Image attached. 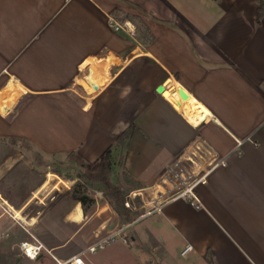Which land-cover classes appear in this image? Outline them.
<instances>
[{"label": "crops", "instance_id": "crops-1", "mask_svg": "<svg viewBox=\"0 0 264 264\" xmlns=\"http://www.w3.org/2000/svg\"><path fill=\"white\" fill-rule=\"evenodd\" d=\"M112 20L130 23L134 35L115 32ZM167 82L168 95L158 94ZM263 122L264 0H0V194L29 211L14 214L36 226L47 248L38 261L58 264L120 225L116 212L94 223L107 211L101 204L83 214L76 200L59 214L73 184L41 204L33 197L46 191L47 157L62 142L54 138L65 128L72 145L61 152L94 162L133 124L126 168L143 196L153 197L167 168L192 150L225 164L196 187L200 208L167 201L133 222L148 223L132 239L147 251L161 248L157 264H178L175 252L193 264H264ZM137 134L142 152L133 145ZM11 137L46 159L39 157L46 169L19 206L4 185ZM140 202L144 212L151 207ZM74 240L80 249L61 260L55 252ZM16 253L17 263L35 261Z\"/></svg>", "mask_w": 264, "mask_h": 264}, {"label": "rangeland", "instance_id": "rangeland-1", "mask_svg": "<svg viewBox=\"0 0 264 264\" xmlns=\"http://www.w3.org/2000/svg\"><path fill=\"white\" fill-rule=\"evenodd\" d=\"M138 36H140L139 33ZM65 130L66 129L64 128L63 133L59 137L57 136L54 138L55 141L62 140V142L54 144L55 148L60 149L58 150L59 153L47 157V161L50 162V166L54 171L68 175L69 177L71 176L74 179L73 185H75L79 182L80 170L74 164L71 166L68 165V151L61 152L64 150V148H70L72 145L69 140H66L67 136L65 134ZM143 144L144 143L142 135L137 134L136 140H134L133 144L135 150L142 152ZM144 145H146V143ZM5 149L7 159L11 160V158H13V160H11L13 161V165L9 174L7 175V179L4 185L7 191L9 190L12 195V197H10L11 201L19 206L24 200H26L27 195L29 194V189L40 180V178L42 177V173L46 169V166L38 161V159H40L42 156L36 152L35 147L31 144H27L21 141L14 143L8 139L5 144ZM112 149L115 162L112 180L120 187L122 193L124 194L125 202L132 191L134 192L137 191V189L143 188L139 185V181L136 180V177L131 175L129 170L126 168V158L129 154L130 147L128 149H125V146H123L122 144H117L115 142L112 145ZM145 154L147 153L145 152ZM41 159L46 160L45 156H43ZM84 193L89 203L87 207L81 209L83 214L87 213L88 211H91L90 214H92L93 211H95L96 208L100 206V204L101 206L99 209H101L102 211L107 208V211L103 212L101 217H98L94 221L95 224L98 223L100 218L105 217L104 219H106L110 215L115 216L114 212L118 214L113 200L109 196H105L103 194V191L96 190L92 187H87L85 188ZM88 195L93 196L100 203H96V201L90 199ZM71 197L72 193L66 194L60 200L62 201L61 204L63 203V211L61 210V213L59 214L63 215V213L69 211L72 206L75 205V203L78 204L79 200H75V202H72ZM108 205H110L111 209ZM140 206L141 202L140 200H137L132 209H130L132 215L135 217L133 222H135L139 216L144 215L143 213H145L143 209L139 208ZM18 208L19 207H16V209ZM118 219L121 225H119L118 230H120L125 226V223L123 222V219L119 214ZM1 222L2 227L0 228V231L6 233V235L2 239H0V264H22L20 262H16V258L18 257V253H16V251L18 252L17 245L19 241L27 236V232L24 227H22V225L15 221L2 218ZM111 222L113 223L114 221L112 220ZM147 223L148 222L146 221L137 222L135 225H132L124 232L115 234L114 238L108 241L104 245L103 249H99L96 253H87L82 258L87 264H157V262L163 257L161 248L147 251L146 247L142 246L140 243H137V241H134L131 237V233L133 234L134 231H144V227L147 225ZM59 226L60 228H62L61 224H59ZM64 227L67 228L65 224ZM35 229L36 226L31 229V232L35 231ZM78 249H80L79 245L77 241L74 240L62 250L55 252V254L61 260H63L66 257L77 253ZM146 251L148 253H152V255H148ZM43 254L47 256L45 253ZM174 259H176V262L178 264L194 263L189 261L188 257H181L179 255V252H175ZM22 262H24V264H55V262L48 256L42 261L35 260L34 262H30L27 260H22Z\"/></svg>", "mask_w": 264, "mask_h": 264}, {"label": "built area", "instance_id": "built-area-1", "mask_svg": "<svg viewBox=\"0 0 264 264\" xmlns=\"http://www.w3.org/2000/svg\"><path fill=\"white\" fill-rule=\"evenodd\" d=\"M130 23H125L121 25L116 21L112 20L111 28L115 32H125L128 35H134V31L130 28ZM264 126V122L262 123ZM240 144V142H239ZM192 153L188 154L187 158H183L179 161L174 162L170 167L167 168L162 179V182L155 187V193L153 197L143 196V193L132 192L124 202V206L127 209H132L137 200H146L148 205L151 206L146 210L144 215L152 214L158 211L163 203L173 200V199H184L187 200L190 204L196 206L197 208L201 207V202L196 193V187L206 181L207 175L211 170L215 169L218 166L225 164V157H218L217 155L208 153L207 156L198 155L197 152L191 151ZM196 158L198 163L201 165L199 172L194 166L192 160ZM192 159V160H191ZM198 176V177H197ZM74 179L68 175L59 173L54 170H49L46 174V191H38L33 194V197L38 200L41 204L44 202L51 193L58 194L59 192L68 191L71 189V184H73ZM43 191V192H42ZM49 191V192H47ZM143 207L140 206L141 209ZM137 208V207H136ZM138 208V209H139ZM14 210H17L21 213H27V209L18 208L9 203V201L0 194V228L2 227V218H6L12 221H15L22 225L29 235L30 239L23 240L18 244V249L22 256L30 259L36 260L43 251H47L45 245L40 242L31 232L32 228L26 227L24 224L16 218ZM133 223L127 224L122 227L120 230L118 228L111 231H107L105 234L99 236L95 241L88 244L81 253L74 255L67 260L59 261L58 264H87L82 258L87 253H96L99 249H103L104 245L114 238V235L117 233H122ZM6 233L0 231V239H2ZM126 242V240H125ZM191 245H187L183 250L182 255H185L187 252L192 250Z\"/></svg>", "mask_w": 264, "mask_h": 264}, {"label": "trees", "instance_id": "trees-1", "mask_svg": "<svg viewBox=\"0 0 264 264\" xmlns=\"http://www.w3.org/2000/svg\"><path fill=\"white\" fill-rule=\"evenodd\" d=\"M134 130L135 126L133 124L130 125L117 137L116 143L122 144L125 146V149H128ZM8 139L14 143L22 141L14 137ZM67 161L69 162V166L74 164L80 170L79 182L72 189V197L74 200H79L83 207H87L88 202L84 193L85 188L92 187L96 190L103 191L105 196H109L113 200L123 222L125 224L133 222L135 217L132 215L130 209L124 206V194L120 187L112 180L115 167L112 146L108 147L94 162L86 160L75 150L69 152Z\"/></svg>", "mask_w": 264, "mask_h": 264}, {"label": "water", "instance_id": "water-1", "mask_svg": "<svg viewBox=\"0 0 264 264\" xmlns=\"http://www.w3.org/2000/svg\"><path fill=\"white\" fill-rule=\"evenodd\" d=\"M164 91H165V84H161V85H159V86L157 87V89H156V92H157L158 94H160V95H163V94H164ZM180 93H181V96H182L183 98H185V97L187 96V94H186L183 90H181Z\"/></svg>", "mask_w": 264, "mask_h": 264}, {"label": "bare ground", "instance_id": "bare-ground-1", "mask_svg": "<svg viewBox=\"0 0 264 264\" xmlns=\"http://www.w3.org/2000/svg\"><path fill=\"white\" fill-rule=\"evenodd\" d=\"M88 83H89V82H88ZM167 84H168V82L165 84V86H166ZM181 90H183V89L181 88L180 91H181ZM165 91H166V88H165ZM165 91H164V94H163V95H164V96H167V95H168V92H165ZM183 91H184V90H183ZM186 97H187V96H186ZM186 97H185V98H186ZM182 98H183V97H182ZM185 98H184V99H185ZM12 104H13V101H11V102L8 104V106L11 107Z\"/></svg>", "mask_w": 264, "mask_h": 264}]
</instances>
